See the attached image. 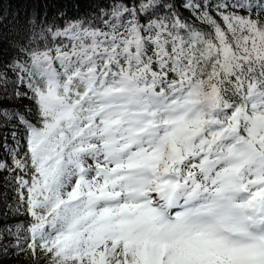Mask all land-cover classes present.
<instances>
[{
    "label": "snow or ice",
    "instance_id": "snow-or-ice-1",
    "mask_svg": "<svg viewBox=\"0 0 264 264\" xmlns=\"http://www.w3.org/2000/svg\"><path fill=\"white\" fill-rule=\"evenodd\" d=\"M21 255L264 264V0H0V264Z\"/></svg>",
    "mask_w": 264,
    "mask_h": 264
},
{
    "label": "trees",
    "instance_id": "trees-1",
    "mask_svg": "<svg viewBox=\"0 0 264 264\" xmlns=\"http://www.w3.org/2000/svg\"><path fill=\"white\" fill-rule=\"evenodd\" d=\"M17 261L18 264H31L30 261L24 259L23 255H21L20 257H16L13 260L5 261V264H17Z\"/></svg>",
    "mask_w": 264,
    "mask_h": 264
}]
</instances>
